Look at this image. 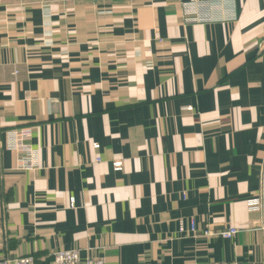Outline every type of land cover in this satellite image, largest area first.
<instances>
[{
	"label": "crops",
	"instance_id": "1",
	"mask_svg": "<svg viewBox=\"0 0 264 264\" xmlns=\"http://www.w3.org/2000/svg\"><path fill=\"white\" fill-rule=\"evenodd\" d=\"M263 37L264 0H0V258L264 264Z\"/></svg>",
	"mask_w": 264,
	"mask_h": 264
},
{
	"label": "built area",
	"instance_id": "2",
	"mask_svg": "<svg viewBox=\"0 0 264 264\" xmlns=\"http://www.w3.org/2000/svg\"><path fill=\"white\" fill-rule=\"evenodd\" d=\"M259 51H264V37L259 42ZM23 131L12 132L10 134L9 146L12 150L16 152H21L25 150V144L23 143L24 134ZM93 147L97 148L98 145L94 144ZM113 166L115 169H119L121 166L120 162H113ZM253 207H258L259 202L252 203ZM191 230L194 231V226L191 224ZM238 230L229 226L226 229L213 232V231H205L204 235L208 236H217L221 238H232L236 236ZM0 264H37L35 258L31 255H21L15 257H4L0 258ZM52 264H106V261L103 257H87L85 259H81L78 250L75 249H61L55 251L53 253V261ZM201 264V263H196ZM222 264V263H221Z\"/></svg>",
	"mask_w": 264,
	"mask_h": 264
}]
</instances>
